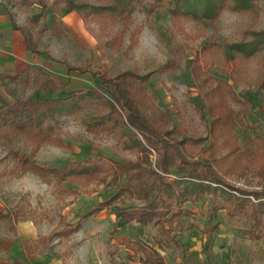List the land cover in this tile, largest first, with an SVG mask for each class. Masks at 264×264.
Here are the masks:
<instances>
[{
  "label": "rangeland",
  "instance_id": "374dc122",
  "mask_svg": "<svg viewBox=\"0 0 264 264\" xmlns=\"http://www.w3.org/2000/svg\"><path fill=\"white\" fill-rule=\"evenodd\" d=\"M87 1L100 4L113 0ZM258 1V17L247 11L225 9L214 23L184 18L179 24H173L165 4L152 10L139 7L127 23L98 15L82 19L73 10L70 24L79 38L76 40L67 33L57 32L64 23L60 10L53 12L49 8V0L44 7L43 22L44 49L52 57L46 58L47 63L55 66L54 71H61L58 75L61 81L66 82L71 74L94 89L106 87L102 77L114 76L122 70L151 72L141 94V111L155 124L172 129L177 137H208L210 117L203 96L208 83L201 80L204 75H193L194 53L212 39L214 28L223 37L231 38H239L246 29H264V0ZM219 42L221 46L214 50L212 62L201 65V70L227 80L241 101L225 94V104L233 112H239L249 125H258L264 137V92L255 84L258 74L264 70V49L230 70L231 56L236 53L224 45L223 39ZM169 59H174L175 65L159 71ZM12 88L10 100L14 101L46 99L59 91L37 85L23 88L17 81ZM107 110L95 99H88L77 114L62 117L57 125L60 144L45 142L37 146L23 135L9 134L7 127L0 125V209L11 212L21 209L14 229L8 220H0V262L11 263L18 258L22 261L20 264H142V254H133L121 242L133 239L155 249L164 264H264V217L262 236L251 238L246 230L249 224L243 216L228 217L224 209H219L213 218L209 217L210 194L193 202L186 201L184 205L191 213L184 215L167 233L158 224L141 226L134 220L118 222L112 212L113 205L135 207L139 202L133 198H118L109 207L82 216L117 191L110 177L104 181L58 183L44 181L31 171L18 173L17 162L29 156L47 167L100 155L118 161L134 159V153L122 147L119 131L97 135L86 131L82 120ZM254 133L235 122L232 136L239 145L241 161L240 168H235L227 178L242 188L259 190L264 177L257 173L252 158L258 148L246 141ZM225 151L226 148L222 153ZM182 174L183 171L173 170L171 177ZM78 222L79 228L68 236L55 235L57 230ZM43 235L48 238L35 251L27 252L25 239Z\"/></svg>",
  "mask_w": 264,
  "mask_h": 264
},
{
  "label": "trees",
  "instance_id": "16d2710c",
  "mask_svg": "<svg viewBox=\"0 0 264 264\" xmlns=\"http://www.w3.org/2000/svg\"><path fill=\"white\" fill-rule=\"evenodd\" d=\"M20 1L37 2L45 7L49 0ZM161 4L167 6L173 24H179L184 18L195 22L214 23L225 9L247 11L254 18L258 17L260 11L258 0H153L149 3L145 0H113L100 4L87 0H51L49 8L53 12L60 10V15L76 10L82 19L98 15L127 23L135 9L142 7L152 10ZM34 16L38 17L39 14ZM57 32L67 33L73 39L79 40L66 25H62ZM219 39H223L224 45L236 53L231 56L230 70H233L241 60H246L264 49V29H246L239 38H231L223 37L214 28L212 39L205 41L195 51L191 66L193 75L196 77L204 75L201 80L208 83V88L203 93L210 117L208 137L191 135L177 137L172 129L155 124L141 111L139 106L141 94L145 91V84L151 72L122 70L114 76L102 77L101 80L106 87L94 89L87 86L82 79L69 78L67 82H63L58 75H53L42 68L24 69L15 77L19 79L23 88L37 85L59 91L46 99H17L1 106L0 125H5L9 134L23 135L37 146L45 142L60 144L57 129L60 119L77 114L86 100L95 99L108 110L94 118H84L82 122L86 131L93 135L119 131L122 147L132 151L135 158L118 161L100 155L47 167L29 156L17 162L18 173L31 171L44 181L54 180L58 183L93 179L104 181L110 177V182L117 186V191L110 198L99 201L82 216L97 213L109 207L118 198H133L139 202L135 207L121 208L113 205L112 212L118 218V222L121 224L134 220L141 226L158 224L167 233L184 215L191 213L184 205L185 202H193L207 193L212 197L207 209L210 218H213L219 209H224L228 217L243 216L249 224L246 227L249 236L260 238L263 234L261 225L264 217V182L259 190L245 189L232 184L227 175L235 168H240V148L232 136L235 122L255 131L246 141L258 148L252 158L261 177H264V137L258 125H249L242 120L239 112H233L225 104V94H229L236 101H241L227 80L204 74L201 70V65L212 62L214 50L221 46ZM174 65L175 60L169 59L158 70L163 71ZM68 68L78 69L77 66ZM255 84L264 92V70L258 74ZM108 85H112L113 88ZM208 138V142L204 144ZM225 148L226 151L222 153ZM228 158L230 164L227 165ZM173 170L183 171L184 174L171 177ZM19 213H21L19 208L13 212L0 209V220H8L10 227L14 229ZM79 226V222L68 225L57 230L55 235L68 236ZM46 238L48 237L43 235L25 239L26 251H35ZM121 242L126 248L131 249L133 254H142V264H164L161 255L145 243L133 239ZM21 262L15 258L11 263L0 264Z\"/></svg>",
  "mask_w": 264,
  "mask_h": 264
},
{
  "label": "crops",
  "instance_id": "0c3cea01",
  "mask_svg": "<svg viewBox=\"0 0 264 264\" xmlns=\"http://www.w3.org/2000/svg\"><path fill=\"white\" fill-rule=\"evenodd\" d=\"M35 14L39 16L35 17ZM71 17L73 10L62 14L60 18L63 25L74 32L75 29L70 24ZM43 22L44 6L41 4L0 0V107L14 101L10 100L14 93L12 86H16V81L20 82L15 77L24 69L38 67L57 75L61 74V71L53 70L55 66L52 63H47L46 58L52 57L44 49ZM69 78L82 79L71 74H68Z\"/></svg>",
  "mask_w": 264,
  "mask_h": 264
}]
</instances>
